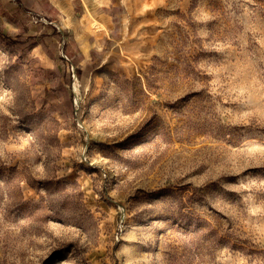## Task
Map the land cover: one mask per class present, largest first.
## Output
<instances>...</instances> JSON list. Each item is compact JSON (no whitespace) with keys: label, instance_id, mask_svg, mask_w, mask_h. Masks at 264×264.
<instances>
[{"label":"rangeland","instance_id":"rangeland-1","mask_svg":"<svg viewBox=\"0 0 264 264\" xmlns=\"http://www.w3.org/2000/svg\"><path fill=\"white\" fill-rule=\"evenodd\" d=\"M34 1L0 0V264H264V0H112L89 56Z\"/></svg>","mask_w":264,"mask_h":264},{"label":"crops","instance_id":"crops-1","mask_svg":"<svg viewBox=\"0 0 264 264\" xmlns=\"http://www.w3.org/2000/svg\"><path fill=\"white\" fill-rule=\"evenodd\" d=\"M112 0H44V7L51 11L57 20H51L59 31L75 32L79 30L78 43L87 56L91 48L96 47V37H108L110 20L107 8ZM30 9L32 13L44 16L39 0L34 1ZM43 18V17H42ZM52 18V17H51ZM99 25V26H96ZM91 38H94L93 44ZM89 56V55H88Z\"/></svg>","mask_w":264,"mask_h":264},{"label":"bare ground","instance_id":"bare-ground-1","mask_svg":"<svg viewBox=\"0 0 264 264\" xmlns=\"http://www.w3.org/2000/svg\"><path fill=\"white\" fill-rule=\"evenodd\" d=\"M77 88V85H75V89Z\"/></svg>","mask_w":264,"mask_h":264}]
</instances>
